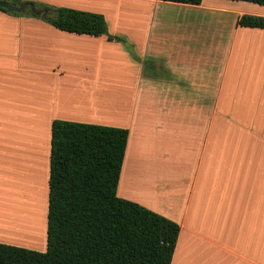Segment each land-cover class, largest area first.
<instances>
[{"label": "crops", "instance_id": "crops-1", "mask_svg": "<svg viewBox=\"0 0 264 264\" xmlns=\"http://www.w3.org/2000/svg\"><path fill=\"white\" fill-rule=\"evenodd\" d=\"M19 1L102 14L125 43L0 11V179L10 153L24 172L21 191L0 195V243L46 251L48 207L35 233L30 193L45 164L49 204L51 127L62 120L129 130L117 195L180 225L171 264H264V30L237 25L264 12Z\"/></svg>", "mask_w": 264, "mask_h": 264}, {"label": "trees", "instance_id": "trees-1", "mask_svg": "<svg viewBox=\"0 0 264 264\" xmlns=\"http://www.w3.org/2000/svg\"><path fill=\"white\" fill-rule=\"evenodd\" d=\"M4 1L17 6L27 3ZM229 1L264 6V0ZM48 9L46 17L29 14L64 32L107 36L109 41L125 43L109 33L102 14L66 7ZM0 11L9 13L1 7ZM237 25L264 30V17L243 15ZM128 138V129L53 121L47 249L41 252L0 243V264H171L180 225L117 195Z\"/></svg>", "mask_w": 264, "mask_h": 264}, {"label": "rangeland", "instance_id": "rangeland-1", "mask_svg": "<svg viewBox=\"0 0 264 264\" xmlns=\"http://www.w3.org/2000/svg\"><path fill=\"white\" fill-rule=\"evenodd\" d=\"M209 1L211 3L217 4V5H228V6L232 7V8H234L235 13H239L241 11L254 10V9L259 11V12H264V7L259 6V5H254L252 3L233 2V1H229V0H207V2H209ZM35 4H37V3H35ZM37 5L40 8V10L41 9H48V8H52L53 7V6H50V5H43V4H37ZM48 11H49V9H48ZM27 12L30 13L31 10L28 8ZM231 16H232V18L235 17L234 15H231ZM114 56L115 55L112 52H108V51L104 52V69L105 70H109L110 71L112 69V67H113L112 58ZM109 77H110V75H109ZM107 92H109V91H107ZM102 93L104 94V91ZM107 96L113 97V92L110 91ZM13 159H14V157L10 153L7 156V159L5 161V169L3 170V168H2V171H3L4 174H3L2 178L0 179V182H1V185H0L1 186L0 187L1 188L0 189V193L1 194L0 195H3V196L7 195V198L9 197L10 193L12 194L13 191H15V192L21 191L20 187H21L22 182H23L24 172H22V171L20 172L19 166L17 165L19 159L17 157H15V159H14L15 161L14 162H13ZM25 159L27 160L26 157H25ZM43 166L45 167V164ZM43 166H41V168L38 169V171H36V169H35L36 175H37V179L34 182L35 185L33 187V190L30 193L31 195H33V198H34V201H35V208L38 209V210L40 209L39 211L35 210V214H36L35 221H32V225H33V227L35 229L34 230L35 233H36V230H41L42 229V217H41V215L45 214L46 205L48 207V197H46V195H45V185L43 184V187H42L43 201L41 202V205H39V203H40L39 200L41 199L42 196L39 199L38 196H37V191L39 189L36 190V188H38L37 184L42 186L41 182H44V180H45L44 179L45 173L43 171V169H44ZM41 171H42V173H41ZM7 172L10 173V178H9L10 180L7 183L8 186H9V189H7V186L5 184H3L4 179L6 180ZM38 175H39V178H38ZM43 189H44V191H43ZM26 192H27V190H26ZM46 192H47V190H46ZM38 194H39V192H38ZM46 212H47V210H46ZM33 217H34V215H33ZM25 235H28L27 232H26ZM26 237H28V236H26ZM34 250H37V249H34Z\"/></svg>", "mask_w": 264, "mask_h": 264}, {"label": "water", "instance_id": "water-1", "mask_svg": "<svg viewBox=\"0 0 264 264\" xmlns=\"http://www.w3.org/2000/svg\"><path fill=\"white\" fill-rule=\"evenodd\" d=\"M0 7L6 9L9 13H24L29 8L34 14L38 16L43 15L44 17H46L49 12L48 9L38 10L31 2L17 6L9 1L0 0Z\"/></svg>", "mask_w": 264, "mask_h": 264}, {"label": "bare ground", "instance_id": "bare-ground-1", "mask_svg": "<svg viewBox=\"0 0 264 264\" xmlns=\"http://www.w3.org/2000/svg\"><path fill=\"white\" fill-rule=\"evenodd\" d=\"M7 175H8V179H9V178H10V173L7 172ZM8 182H9V181H5V184H6L7 186H8V184H7ZM40 186H41V185H39V190H38V191H39V197H38V198L40 199V197H41V196H42V197H41L40 200L38 199V200L40 201L39 205H41V202L43 201V195H42V194H43V193H42V187H43V186H41V187H40ZM39 210H40V209H39ZM4 221H5V220H4L3 218H1V219H0V224H2V222H4Z\"/></svg>", "mask_w": 264, "mask_h": 264}]
</instances>
